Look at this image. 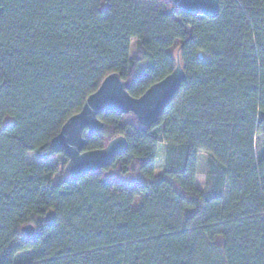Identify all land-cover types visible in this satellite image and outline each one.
<instances>
[{
	"label": "trees",
	"instance_id": "trees-1",
	"mask_svg": "<svg viewBox=\"0 0 264 264\" xmlns=\"http://www.w3.org/2000/svg\"><path fill=\"white\" fill-rule=\"evenodd\" d=\"M177 57L185 79L157 120L99 114L83 150L120 135L126 149L73 179L50 144L63 123L108 74L138 97ZM23 251L27 264H264V0H219L214 17L170 0H0V262Z\"/></svg>",
	"mask_w": 264,
	"mask_h": 264
},
{
	"label": "water",
	"instance_id": "water-1",
	"mask_svg": "<svg viewBox=\"0 0 264 264\" xmlns=\"http://www.w3.org/2000/svg\"><path fill=\"white\" fill-rule=\"evenodd\" d=\"M175 8L187 13H202L214 17L218 13L219 0H211V7L194 11L185 7L180 0H170ZM202 54L199 53V57ZM185 79V72L176 59L174 69L162 79L151 84L140 96L129 94L130 82L120 78L116 72L103 78L98 88L87 96L79 112L70 116L61 126L59 132L51 139L52 147H61L67 157L65 169L68 174L77 179L87 172L108 166L112 158L122 153L127 146L124 136L112 138L108 143L98 149L83 150V129L89 134L98 132L103 123L98 115L107 111H115L120 114L131 112L137 121L143 126L153 124L158 116L167 107L175 93ZM47 225L54 221V212L49 209L44 217ZM34 226L26 224L21 231L29 238L34 233Z\"/></svg>",
	"mask_w": 264,
	"mask_h": 264
},
{
	"label": "rangeland",
	"instance_id": "rangeland-1",
	"mask_svg": "<svg viewBox=\"0 0 264 264\" xmlns=\"http://www.w3.org/2000/svg\"><path fill=\"white\" fill-rule=\"evenodd\" d=\"M28 159L30 161H37V159L34 157V155L32 153H28ZM55 160H56L55 156H52L51 158L48 159V162L52 163ZM204 160H205V156L202 155L200 157V161H199V168H198L199 173L197 174V177H196V184L199 188H202L204 185V174H203ZM110 173L116 174L117 172H116V170H111ZM64 174H65V172L63 171V175ZM124 178L130 182V181H135V180L139 179L140 176H139L137 171L133 170L130 173H127V175H125ZM24 235H26V234L24 233ZM28 256H29L28 253L25 251L19 252L17 254L16 261L20 262L21 259L27 260Z\"/></svg>",
	"mask_w": 264,
	"mask_h": 264
},
{
	"label": "snow or ice",
	"instance_id": "snow-or-ice-1",
	"mask_svg": "<svg viewBox=\"0 0 264 264\" xmlns=\"http://www.w3.org/2000/svg\"><path fill=\"white\" fill-rule=\"evenodd\" d=\"M180 2L187 8L194 11H199L204 8L211 7V0H180ZM2 264V262H0ZM20 264H27L26 260L21 259Z\"/></svg>",
	"mask_w": 264,
	"mask_h": 264
}]
</instances>
